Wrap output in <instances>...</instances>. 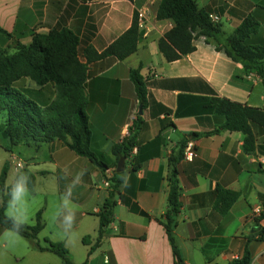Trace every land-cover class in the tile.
<instances>
[{"label":"crops","instance_id":"crops-1","mask_svg":"<svg viewBox=\"0 0 264 264\" xmlns=\"http://www.w3.org/2000/svg\"><path fill=\"white\" fill-rule=\"evenodd\" d=\"M199 7L220 15V29L227 35L247 15L259 22L248 41L264 45V0H196ZM160 0H0V28L23 44L34 34L51 29H70L78 38V59L85 62L87 46L103 50L131 24L134 13H143L136 51L122 60L104 57L87 64L84 93L91 130V149L101 155L106 170L89 158L76 154L60 140L39 144L19 143L11 150L2 134L0 119V173L7 166L5 185L26 169L34 175L29 188V222L34 225L41 212L43 228L37 237L61 243L74 264H176L170 241L162 224L167 210L169 157L182 141H195L196 156L180 159L177 178L181 208L174 230L175 242L184 264H228L250 252V264H264V238L248 220L251 209L260 206L264 218V132L252 124L255 148L246 152L240 131L215 129L225 118L212 108L213 98L255 107L264 106L261 77L246 72L240 62L198 36L194 50L167 61L158 49V39L174 25L158 20ZM140 67L146 82V103L142 126L130 155L124 158L123 175L130 186L119 185L115 194L114 218L100 244L95 242L98 212L109 195L106 177L116 172L118 159L111 147L128 133L138 113L139 102L130 70ZM34 83V82H33ZM21 86L38 102L53 97L52 85ZM11 155L24 162L16 168ZM137 167L134 169L133 166ZM86 170L82 182L72 191L76 206L75 239L62 238L52 216L60 198L75 175ZM229 190L236 198L225 211L217 203V190ZM137 208L138 211L134 210ZM6 213V208H5ZM144 212L146 214H142ZM0 225V264H63L48 250L36 249L29 239L6 236ZM87 236L89 243L82 238Z\"/></svg>","mask_w":264,"mask_h":264},{"label":"trees","instance_id":"trees-1","mask_svg":"<svg viewBox=\"0 0 264 264\" xmlns=\"http://www.w3.org/2000/svg\"><path fill=\"white\" fill-rule=\"evenodd\" d=\"M156 18L170 19L174 23L172 28L158 39V49L165 60L172 61L192 52L193 40L203 36L204 40L212 43L216 50L224 51L232 60L240 62L246 72H254L260 76L264 87V45L248 41L250 35L259 27V22L253 15L245 16L227 35H223L220 22L213 24L210 21L208 11L199 7L196 0H160ZM0 34L11 36L2 28ZM139 34L137 12H135L130 26L103 50L98 52L93 47H85L84 63L78 59V38L68 28L51 29L47 34H34L29 44L17 42L12 54L0 55V116L3 117L1 129L7 139V148L11 150L19 143L39 144L60 140L76 154L89 158L103 171L106 170L107 165L101 155L95 153L90 146L91 130L84 93L86 68L89 62L104 57L111 56L118 60L126 58L136 51ZM25 78L39 87L52 85L53 97L43 103L34 100L27 90L19 85ZM130 78L139 105L143 107L146 103V82L140 74V67L130 70ZM211 101L213 110L225 118L215 131L242 132L244 150L253 151L255 135L251 125H258L264 132V106H250L227 98H213ZM142 123L141 115L136 113L128 125V133L119 143L111 147V152L116 158L126 159L130 155ZM185 141L180 143L177 153L169 157L167 210L162 220L176 264H184L180 249L175 242L174 230L181 208L177 163L183 157ZM136 167L137 165L133 166L134 169ZM6 171L7 166L4 165L0 173V225L9 229L11 224L6 220L4 211L8 200V186L5 185ZM20 173L29 176V188L32 187L34 175L26 169H22L18 174ZM122 176H124L123 171H114L110 177L105 178L109 181V195L98 212L97 237L90 246L88 255L100 244L106 227L114 218L113 208L116 203L114 196L118 193ZM235 198L236 193L218 189L216 205L221 211H225ZM134 210L138 211L136 207ZM42 228L41 212L38 211L35 224L25 225L19 235L29 239L36 249L55 253L63 264H74L68 249L61 243L45 239V245H41L37 234ZM263 231L264 228H256L252 235L256 238H264ZM82 241L85 244L89 243L87 236H84ZM250 263V252L245 248L240 257L231 260L228 264ZM80 264H87V259Z\"/></svg>","mask_w":264,"mask_h":264},{"label":"clouds","instance_id":"clouds-1","mask_svg":"<svg viewBox=\"0 0 264 264\" xmlns=\"http://www.w3.org/2000/svg\"><path fill=\"white\" fill-rule=\"evenodd\" d=\"M86 170L79 171L73 178L65 193L60 198V204L52 216V221L58 223L61 229L62 238L68 242L75 239L73 231L76 222V206L72 200L73 189L82 182ZM130 178L122 176V187L130 186ZM29 181L30 178L24 173L16 175L7 190L6 220L11 227L7 230L6 236H18L22 228L28 224L29 216Z\"/></svg>","mask_w":264,"mask_h":264},{"label":"built area","instance_id":"built-area-1","mask_svg":"<svg viewBox=\"0 0 264 264\" xmlns=\"http://www.w3.org/2000/svg\"><path fill=\"white\" fill-rule=\"evenodd\" d=\"M208 18L213 24H217L220 22L221 17L220 15L216 13H208ZM142 19H143V13L141 11L137 12V22H138V27L142 26ZM196 156V148H195V141L192 138L186 139L185 145L183 148V160L186 161H191L193 158ZM10 162L14 164L16 168H22L24 162L20 160L17 156L11 155ZM104 185L106 187L109 186V181L105 180ZM262 209L260 206H254L251 209V212L248 216V220L253 223L255 228L261 229L264 228V218L262 217ZM262 235L264 236V231L262 232Z\"/></svg>","mask_w":264,"mask_h":264},{"label":"rangeland","instance_id":"rangeland-1","mask_svg":"<svg viewBox=\"0 0 264 264\" xmlns=\"http://www.w3.org/2000/svg\"><path fill=\"white\" fill-rule=\"evenodd\" d=\"M17 42H20L18 39L13 37H6L0 34V55H10L15 51ZM21 43V42H20ZM23 85H33V81L28 78H25L21 81ZM1 121L3 117L0 116Z\"/></svg>","mask_w":264,"mask_h":264},{"label":"water","instance_id":"water-1","mask_svg":"<svg viewBox=\"0 0 264 264\" xmlns=\"http://www.w3.org/2000/svg\"><path fill=\"white\" fill-rule=\"evenodd\" d=\"M142 113V106L141 105H139L138 106V114H141ZM123 169H124V157H120L119 159H118V162H117V166H116V172H121V171H123Z\"/></svg>","mask_w":264,"mask_h":264}]
</instances>
